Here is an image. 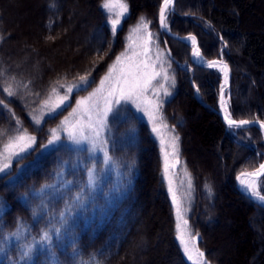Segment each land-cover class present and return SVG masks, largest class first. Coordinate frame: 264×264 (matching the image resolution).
I'll list each match as a JSON object with an SVG mask.
<instances>
[{
  "label": "trees",
  "instance_id": "1",
  "mask_svg": "<svg viewBox=\"0 0 264 264\" xmlns=\"http://www.w3.org/2000/svg\"><path fill=\"white\" fill-rule=\"evenodd\" d=\"M124 1L128 13L113 36L110 16L102 7L104 0H41L34 6L33 0H0V90L11 86L15 92L6 99L0 91V100L11 110L0 109V150L16 131L35 127L32 117L38 116L53 87L63 91L60 84L76 83L87 74L92 85L99 71L122 50L129 29L145 17V22H150L147 32L152 33L151 41L161 52L160 60L174 77L161 114L179 137L178 159L192 180L189 226L196 245L209 264H264V207L244 195L235 182L239 173L254 170L263 162L261 130L255 125L229 128L217 111L196 99L190 72L171 62L163 39L176 60L190 65L201 98L214 108L221 76L213 68L193 63L188 43L159 30L162 0ZM167 15L172 34L194 35L205 59L223 58L229 65L232 117L264 122V0H175L174 10ZM96 31L100 40L86 43ZM120 109L122 115L118 122L110 120L107 135L113 161L96 192L103 210H77L69 221L77 234L80 255L76 259L87 261L95 254L102 264H190L177 238V218L163 177L159 144L149 124L131 106L125 104ZM197 146L206 154L200 155ZM83 154L86 150L62 142L43 153L33 152L22 170L0 175V264H53L39 245L31 261H21L25 250L21 245L32 243L34 237L38 240L50 217L65 207L67 197L61 199L59 193L50 196L48 188L43 193L39 190L52 184L60 188L62 180L57 173L62 167L63 180L83 178L79 166L76 176L72 175L73 163ZM84 159L87 162L88 157L84 155ZM64 161L68 163L62 164ZM122 183L119 192L112 190L105 198V192ZM68 188L75 192L77 186ZM260 190L264 194V188ZM23 193H28L27 197ZM222 216L225 221L220 224ZM18 224L22 226L19 238L9 237L5 243V235L16 232ZM218 225L219 235L214 232ZM218 238L229 240L224 255L214 253ZM68 245L66 239L64 247L53 249L59 264H73V249Z\"/></svg>",
  "mask_w": 264,
  "mask_h": 264
},
{
  "label": "snow or ice",
  "instance_id": "2",
  "mask_svg": "<svg viewBox=\"0 0 264 264\" xmlns=\"http://www.w3.org/2000/svg\"><path fill=\"white\" fill-rule=\"evenodd\" d=\"M118 0H104L102 7L107 12H112L114 8L117 6ZM175 0H163V3L159 9V24L162 29L168 28V10L170 6H174ZM121 12L118 15V18L110 20V31L113 36L116 35L119 30V26L121 25V18L127 14L128 7L126 4H119ZM148 23L145 22V17H140V22L133 31H139L141 28L147 29ZM149 41L152 38V33H148ZM2 39V38H0ZM192 43V55L196 59L201 58L200 50L196 43V37H190ZM147 52V49H145ZM160 55L158 54L157 59H160ZM124 54L122 53L119 56H116L113 64L109 65L108 72L104 77L100 80V88L95 89L93 92L89 93L87 97H83L76 101L77 108L73 109V113H76L78 110L82 113V120H77L76 123L72 124L70 127L65 128L67 133V139L71 141L73 145H81L84 143L88 144L86 154H83L77 158V162L73 163V176H76L75 169L79 166L84 171V177L78 178L76 180H63V167L61 171L57 173L58 177L61 178L62 183L61 187L57 188L55 184L52 185H44L39 190L43 193L44 188L51 189L50 196H54L56 193L60 194V198L64 199L65 207L57 212H55L49 219V225L47 228L41 230V235L37 240L35 237L33 238V242L21 247H24L25 250L20 254L21 261H31L32 253L37 250V245H39V249L41 251L47 250L50 258L53 261V264H59L58 260L55 259L56 254L53 250L54 247H64V241L66 239L69 240V245L73 249L72 257L73 264H102L101 261L96 259L95 254H92L87 261L77 260L76 257L80 255L79 249L77 248V234L75 228L72 224L69 223L71 219H73V214L77 210H82L84 212L90 211L93 208L99 207L103 210V205L99 204L97 201L96 192L97 189L101 187L102 177L105 173L107 165H109L113 161V157L109 154V139L105 136V133L111 132L110 120L114 122H118L119 118L122 115V110L118 108L122 101H132L136 103V100L139 99L143 93H145L152 85V81L156 80L157 77L161 75L160 72L155 71L153 67L152 71L149 73L147 69L150 67L147 63L135 65L134 68L130 69L127 73L122 71L119 77L114 78L113 73L118 64L122 62V57ZM163 61H161V64ZM221 62L220 61H210L208 62V67H217ZM221 71L224 72L225 75V83H227V77L229 68L226 63H223ZM2 74V73H0ZM90 74L80 76L78 81L75 84L67 86L66 94L63 96H59L57 98L56 103L48 109L49 115L56 113L58 110L66 106H70V96L73 94L74 90H86L87 87L90 86L91 82L89 80ZM168 79L167 76L164 77ZM14 79V77H13ZM174 84V77L172 78ZM108 84V88L105 89L104 85ZM59 84V81H57ZM61 88L65 86L60 84ZM223 88L221 87V107L225 110L224 119L227 121L229 128L232 127H240L243 125H247L253 123L254 121L249 120H233L230 118V114L227 113V104L223 97ZM2 93L6 94L5 98H11L15 96V92L12 90L11 86L3 88ZM53 92H56L57 89L55 87L52 88ZM167 94V93H166ZM103 100V105L101 106L99 99ZM11 102V101H10ZM137 109H140V104H136ZM159 108V104L157 105V109ZM0 109L4 112H10L11 110L7 108V105L4 104L3 100H0ZM70 114V115H72ZM14 116V113H13ZM151 119H155L152 117L151 113L149 114ZM68 120L65 117V120L61 122L63 125ZM32 121L35 125H39L42 122V116H33ZM16 123L19 124L20 121L16 120ZM261 127H264V122H261ZM153 132H156L157 129L154 127L152 129ZM179 140V137L176 136L173 139V149L174 151L178 150V144L176 141ZM61 142V137L58 134V129L53 128L50 129V139L47 140L46 143L40 144L39 148L41 151L48 150L50 147H55ZM37 143V137L33 135H29L25 132L23 135L15 136L10 139L8 143L3 145V151H0V174H7L9 168L12 166L13 161L19 164L20 160L26 159L28 155H30L33 151H36L35 145ZM112 143L115 145L116 141L113 140ZM100 152L102 156L97 160L96 153ZM84 155L88 157L87 162H85ZM67 161L62 162V164H67ZM25 167L21 165L18 168V171L22 170ZM168 163H167V153L165 154V166L164 171L165 175L168 171ZM247 177H254L255 179H247ZM3 178V177H0ZM237 181L239 182V186L242 192L249 196L251 199H256L262 204H264V194L259 190L260 188H264V163L259 165V168L255 172H241L237 177ZM76 184L77 188L75 192H72L68 186ZM121 186L114 187V189H110L109 192H105V198H107L112 190L119 192ZM206 187H208L206 185ZM209 193H211V188H208ZM169 191L171 192V182L169 181ZM24 197H27L28 193L21 194ZM173 203H176L175 196H173ZM2 207V205H0ZM41 207H46L44 201H42ZM177 217L180 218V207L177 204ZM35 216V212L33 213ZM55 221V223H53ZM184 224L187 225V221H184ZM22 226L17 225V231L8 233L4 237V242L7 243L9 237H17L19 238L21 234ZM55 237V239H54ZM177 238L179 239L183 251L185 254L189 253L188 243L185 241L184 233L181 230V226L177 224ZM66 250V249H65ZM0 251H3V246L0 245ZM197 262L196 264H209V262L205 259L203 252H197ZM188 259H192L191 255H188Z\"/></svg>",
  "mask_w": 264,
  "mask_h": 264
},
{
  "label": "rangeland",
  "instance_id": "3",
  "mask_svg": "<svg viewBox=\"0 0 264 264\" xmlns=\"http://www.w3.org/2000/svg\"><path fill=\"white\" fill-rule=\"evenodd\" d=\"M9 1L12 2V0H9ZM40 1L41 0H33L32 5L33 6L35 4L37 5L38 3H40ZM121 3L126 4L124 0H118L117 6L114 8V10L110 13L108 12V14L110 16V20L118 18L119 13L121 12V9L119 7V4H121ZM168 12H169V10H168ZM127 13H128V11H127ZM125 16L120 17L121 23H122V20L125 18ZM6 18L9 19V14H7V13H6ZM17 25L15 26V30L13 31V33L17 32L16 31ZM137 25H135L131 29H129V31L127 33V37L124 40L125 43L123 44L122 50L119 51L118 53L116 52L117 55L115 54L116 56H119L123 53L124 56L122 57V62L117 65V67L113 73V76H114V78L119 77L121 75L122 71L124 73H127L130 69L134 68L135 65L143 64V63H147L150 66L147 69V71L149 73L152 71V69L154 67L155 71L160 72L161 75L159 77H157L156 80L152 81L151 87L145 93H143V95H141L139 97V99L136 100V103H133L132 101H122L121 104L118 106V108H120L121 106H123L125 104L131 106L133 108V110L135 112H137L147 122V124H149L151 130L154 127L157 129L156 132L152 131V133L154 134L155 140L157 141V143L159 144V147H160V151H161V155H162V159H163V177H164V180L166 182L168 191H169V181L171 182L172 191L171 192L169 191V195L171 197L172 203H173V196H175L176 203H173V205L175 208L177 224L178 223L180 224L181 230L184 233L185 241L188 243L189 253L185 254L184 251H183V253H184L185 258L188 260V262L190 264H196L197 259H198L197 252L199 251V249L196 245L197 239H196V237H194L191 234L190 226H189L190 225L189 203H190V196H192V195H190L192 193V180H191V177H190L188 171L186 170L184 165L181 163V161L178 159L179 146H178L177 151H174V149H173V139L175 137V134L172 131V129L166 124V122L164 121L162 114H161L162 103L167 98H169L171 95L170 88L173 87L172 74L170 72V67L165 63L161 64V60H160L161 58L159 60L157 59L158 54L161 52H160L156 43H153L151 40L149 41L148 32H147L148 30L141 28L139 31H133V29L136 28ZM33 32H34V34L37 33L36 29H34ZM98 34L99 33H97V31L90 33V37L86 39V43L98 42L100 40ZM191 36H193V35H191ZM191 36H188V40L190 42H191V40H190ZM145 49H147V52H145ZM191 55H192V53H191ZM116 56L112 59V61L110 62L109 65L114 63ZM218 59L221 62L227 63L223 58H218ZM192 62L195 63L193 61V59H192ZM109 65L104 66L99 71V73L97 74L93 84L90 85L89 87H87L86 90H83V91L82 90H74L73 94H71V96H70V101H69L70 106H66V107L62 108L61 110H58L56 113L49 115L48 109L51 108L56 103L57 98L59 96H63L66 94L67 86L75 84V83L65 85V88L63 89V91L57 90L56 92H52L50 97L38 109V117L42 116V121L48 117L53 118L52 120H50L51 122H48L46 124L41 122V124L35 125V127L32 126L30 129H27V130L25 129L23 131H21V130L16 131L13 135H11V137L8 139V141L6 143H8L9 140L14 138L15 136L23 135L26 132L29 135H33V136L37 137V143L35 145L36 151H33V152H35V153L42 152L43 153L45 150L41 151L39 148V145L46 143L47 140L50 139V129L57 128L58 134L61 137L60 143L66 142L69 145H71L72 147H74L75 149L86 150V152H87L88 144L84 143L81 145H73L71 143V141H69L67 139V133L65 131V128L70 127L72 124L76 123L77 120H82V118H83L82 113L79 110L76 113L72 114L73 109L77 108L76 101L83 98V97H87L89 95V93L93 92L95 89L100 88V80L108 72ZM186 65L190 67V65L188 63H186ZM221 67L222 66L219 64L217 67L214 68L221 76L220 89H219V93H218L217 108H219V106H220L221 87L223 86V82H224L223 71L220 70ZM185 70H187V69H185ZM165 76H167L168 79H165L164 78ZM194 84H195V82H194ZM104 88L105 89L108 88L107 83L104 85ZM223 97H224V100L227 104V113L230 114V118H233L231 115V112H230L229 86L226 87L225 90L223 91ZM250 97L251 96H248V99ZM97 99H99V102L102 106L103 100L100 99L99 96L97 97ZM242 100L246 101L247 98L242 97ZM137 103L140 104V109H137V107H136ZM158 104H159V108L157 109ZM150 113H151L152 117H155L154 120L150 118V116H149ZM70 114H72V115H70ZM65 117H67L68 120L66 123H64L62 125L61 122L65 120ZM232 128H237V127H232ZM107 135H108V132L105 133L106 137H107ZM263 138H264V136H263ZM176 143L178 144L177 141H176ZM197 145H199V144H197ZM50 148H52V147H50ZM197 148H198L200 155L206 154L205 149H203L200 146H197ZM0 151H3V148ZM166 153H167V163H168L169 167H168L167 174L165 175L164 166H165V154ZM31 154L28 155L27 157H30ZM101 156H102V154L100 152L96 153V157H101ZM24 162H25V159L20 160L19 164H17L15 161H13L12 166L8 170V173L13 172L14 170L16 171V169L18 170L20 165H22ZM105 167H108V165ZM258 168L254 169V170H248V171H250V172L255 171ZM0 175H5V174H0ZM177 204L180 207V218L179 219L177 217V211H176ZM184 221H187V225L184 224ZM224 221H225V217L222 216L220 218L219 223L221 224ZM219 225H218V227H214V232H216L217 235H219V233H220L219 232L220 230L218 229ZM156 239L158 242L160 241V238L156 237ZM180 245H181V243H180ZM181 247H182V245H181ZM229 247H230V243H229L228 239H226V238L219 239V241L216 242V249L214 250V253L216 255H219V254L224 255L229 250ZM182 250H183V248H182ZM188 255H191V257H192L191 260L188 259ZM173 263L174 262H171L170 264H173Z\"/></svg>",
  "mask_w": 264,
  "mask_h": 264
},
{
  "label": "water",
  "instance_id": "4",
  "mask_svg": "<svg viewBox=\"0 0 264 264\" xmlns=\"http://www.w3.org/2000/svg\"><path fill=\"white\" fill-rule=\"evenodd\" d=\"M175 3V2H174ZM170 10H174V6H170ZM158 24H159V20H158ZM159 30L162 32V33H164V32H168L167 31V29H162L161 27H160V24H159ZM169 33V32H168ZM175 37H177V38H179V39H181V40H184L185 41V39H184V37H180V36H175ZM196 43H197V40H196ZM163 46H164V49H165V52H166V55H167V57L171 60V62H173V64H175L177 67H179V68H181V69H187V70H189L190 71V74H191V77H190V84H191V87H192V91H193V93H194V95H195V97H196V99L203 105V106H205V107H209V108H211V109H213V110H215V111H217L219 114H220V116H221V118H222V120L224 121V123L226 124V125H228L227 124V121L224 119V114L220 111V109L219 108H214V107H212V106H210L209 104H207L202 98H201V96H200V94H199V92H198V90H197V87L195 86V84H194V80H193V71L191 70V69H189V67L186 65V63H180L178 60H176L175 58H174V56L172 55V53H171V50L169 49V47H168V44H167V41L165 40V39H163ZM212 61H215V60H212ZM194 62L195 63H197V64H199V65H202V66H205V67H208V64H206V63H200V62H197V61H195L194 60ZM207 62H210V61H207ZM229 68V67H228ZM229 76H228V79L230 80V76H231V72H230V69H229ZM228 85H229V82H228ZM234 120V119H233ZM237 121H239V120H237ZM249 121H254L253 123H250V124H247V125H255V126H257V127H259L260 129H261V131L263 132V135H264V127H261V122L262 121H260V120H257V119H255V120H249ZM243 126H245V125H243ZM264 163V162H263ZM256 171V170H255ZM255 171H251V172H255ZM244 172H250V171H244ZM239 175V174H238ZM237 175V176H238ZM235 182H236V185H237V187H238V189L242 192V190H241V188H240V186H239V182L237 181V179H235ZM243 193V192H242ZM244 194V193H243ZM245 195V194H244ZM247 196V195H246ZM247 197H249V196H247ZM251 199V198H250ZM253 201H255L256 203H258L259 205H261V206H263L264 207V204H262L261 202H259L258 200H256V199H252Z\"/></svg>",
  "mask_w": 264,
  "mask_h": 264
},
{
  "label": "bare ground",
  "instance_id": "5",
  "mask_svg": "<svg viewBox=\"0 0 264 264\" xmlns=\"http://www.w3.org/2000/svg\"><path fill=\"white\" fill-rule=\"evenodd\" d=\"M193 58H194V57H193ZM194 60H196L197 62H200V63H206L205 60H204L202 57H201L200 59H196V58H194ZM216 61H220V60H216ZM220 62H221V61H220ZM223 63H224V62H221L220 65L222 66ZM206 64H208V63H206ZM223 76H224V82H223V86H224L223 91H224L225 88L227 87L228 77H227V83H225V75H224V72H223ZM228 76H229V73H228ZM220 108H221L222 112H223L224 114H226V113H225V110L221 107V100H220ZM247 179H255V178H254V177H247Z\"/></svg>",
  "mask_w": 264,
  "mask_h": 264
}]
</instances>
